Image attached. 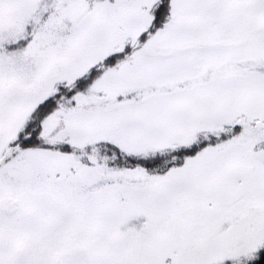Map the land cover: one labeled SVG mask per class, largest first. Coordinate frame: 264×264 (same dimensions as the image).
I'll return each instance as SVG.
<instances>
[{"label": "snow or ice", "instance_id": "obj_1", "mask_svg": "<svg viewBox=\"0 0 264 264\" xmlns=\"http://www.w3.org/2000/svg\"><path fill=\"white\" fill-rule=\"evenodd\" d=\"M0 264H264V0H0Z\"/></svg>", "mask_w": 264, "mask_h": 264}]
</instances>
